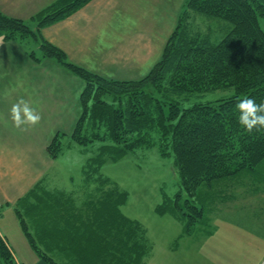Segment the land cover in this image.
Wrapping results in <instances>:
<instances>
[{
	"label": "trees",
	"instance_id": "obj_1",
	"mask_svg": "<svg viewBox=\"0 0 264 264\" xmlns=\"http://www.w3.org/2000/svg\"><path fill=\"white\" fill-rule=\"evenodd\" d=\"M91 1L57 0L32 18L37 23L35 29L24 20L0 11V39L20 43L29 37L37 40L41 29L66 19ZM194 14L227 23L228 33L213 42L210 34L194 28ZM262 21L264 0H186L161 59L138 81L93 74L70 63L61 50L40 40L44 57L55 59L85 85L81 95L82 115L71 139L81 146L102 143L97 156L89 159L84 168L83 178L86 190L89 185L98 186V190L104 188V194L76 204L61 192L44 193L42 181L18 203L17 212L22 217L23 203L29 204L40 196L35 200L38 208L30 207L24 212L32 227L38 219L47 224L45 228L42 224L46 237L36 235V242L26 223L21 224L44 261L146 264L149 249L140 241L142 230L121 212L128 195L118 192L110 179L100 175V168L105 161H117L150 146L152 134L157 133L161 143L173 152L180 180L179 191L171 198L166 197L156 212L170 214L182 223L181 237L191 234L204 220L206 199L211 197L198 192L202 186L209 187L243 173L254 174L261 168L264 128L245 130L238 123L235 105L249 97L256 103L264 102ZM30 57L36 59L33 53ZM217 91L222 94L216 100L196 101ZM188 102L192 103L186 106ZM61 149L57 135L47 151L56 159ZM54 229L58 230L56 234L48 233ZM54 251L61 254L49 253ZM0 264H18L1 239Z\"/></svg>",
	"mask_w": 264,
	"mask_h": 264
},
{
	"label": "rangeland",
	"instance_id": "obj_2",
	"mask_svg": "<svg viewBox=\"0 0 264 264\" xmlns=\"http://www.w3.org/2000/svg\"><path fill=\"white\" fill-rule=\"evenodd\" d=\"M185 2L186 0H168L170 6L164 8L154 4L152 16L147 17L151 22L136 26L137 31L89 32L90 46L84 64L73 62L59 47L48 43L61 50L70 63L93 74L118 80L138 81L161 59ZM74 14L41 29L37 40L29 37L22 42L26 45L25 49L34 54L35 60L30 58L31 60L25 59L19 63L18 60L11 62L13 59H8L4 62L0 53V123L5 133L23 140L25 146L32 149L35 146V149L39 150V146L45 145L51 139L45 155H41L40 159H30L31 149L30 152L26 151V160H17V164L11 163L12 160L7 158L9 166L14 165V169L8 171L9 185L14 179L15 171L23 167L25 173L22 178L25 183L28 182V176L41 172L46 188L53 192L61 190L63 195L72 196L74 202L77 200L76 203L81 204L104 194V188L98 190L96 185L88 186L92 192L86 190L83 178L84 168L89 159L97 156L102 143L81 146L71 139L82 115L81 95L85 85L55 59L51 60L56 65L50 63L40 51V47H37L40 40L47 41L43 37L44 29L63 22ZM35 15L25 21L33 29L37 27V23L32 19ZM192 23L196 30L210 34L215 43L229 30L227 23L197 14L193 15ZM1 41L2 39L0 43ZM11 52L16 55V52ZM66 72L71 75L67 76L68 79L64 78ZM69 80H72V83ZM221 94L220 91L211 92L196 98V101L216 100ZM20 99L37 110L41 118L36 125H14L11 108ZM190 103L192 102H188L186 106ZM156 134H152L150 146L139 148L117 161H105L100 168V175L110 179L118 192H126L128 195L121 212L130 220L136 221L142 230L143 237L140 241L145 249H149L144 263L264 264V164L254 174L243 173L213 183L209 187L202 186L198 192L211 197L210 200L206 199L204 220L192 229L191 234L181 237L182 223L170 214L160 215L156 212V208L164 203L165 198L173 197L180 187L173 152L167 144L161 143L162 138ZM57 135L62 149L57 158L52 159L47 150ZM39 142V146H36ZM10 146L8 144V148ZM34 152L37 153L36 150ZM20 208L21 206L19 210ZM17 211L18 209L5 208L0 215V229L4 232L3 235L7 236V240L1 236L0 239L7 246L9 243L18 262L43 264L41 252L31 245L29 236L21 224L22 221L26 223L32 233L29 217L27 218L24 211L21 212V217ZM31 236L37 242L36 236ZM36 246L39 247V243H36Z\"/></svg>",
	"mask_w": 264,
	"mask_h": 264
},
{
	"label": "crops",
	"instance_id": "obj_3",
	"mask_svg": "<svg viewBox=\"0 0 264 264\" xmlns=\"http://www.w3.org/2000/svg\"><path fill=\"white\" fill-rule=\"evenodd\" d=\"M53 1L55 0H0V11L9 17L22 19L27 22L33 15L38 13L40 10L45 8V6L49 5ZM154 4L155 6L157 5V7L160 8L170 6L168 0H93L69 19L60 22L52 27L44 29L42 32L43 37L47 40V42L55 45L56 47H59L62 51H64L68 55V57L73 60V62L83 63L84 59L88 56L87 51L90 46V44L88 43L89 32L137 31L136 26L151 22V19L149 20L147 17L152 16ZM137 16H139L138 20L136 19ZM132 17L134 19H132ZM1 42L2 43H0V53L1 56H3L4 62H6L8 59H13L11 62L19 61V63L24 62L25 59L31 60V52H28L25 49V44L20 43L18 41L7 42L2 40ZM37 47L39 48L38 45ZM11 51L16 52V55L14 56ZM47 60L50 63L56 65L53 60ZM17 74L24 75L23 73ZM64 75L65 79H68L67 76H71L67 72L64 73ZM23 80L24 79H22V81ZM69 81L72 83V80ZM0 134L1 215L5 208H12L13 210L18 209V203L22 199H24V197H26L28 193H30V191H32V189H34L38 185V183L44 180V176H42L41 172H38L34 176H28V182L25 183V180H23L22 178V175L25 173V170L22 167L21 170L15 171L14 179L11 181V185H9L7 175L9 170L14 169V165L12 164V166H9L10 163L7 161V158H10L12 160L11 163L17 164V160H26V151H29V149H31L32 154L31 156H29L30 159H40L41 155H45L47 144L50 142L51 139L48 141V143H45V145L42 144L41 146H39L40 142L38 143V145L36 143V146H39V151L35 149V146L34 149L26 147L23 140L11 137L9 133H5L2 127V123H0ZM8 144L12 147L10 146L8 148ZM8 149L10 151H8ZM34 150H36L37 153H35ZM42 190L44 193L45 191L51 192V190L46 188L45 186ZM58 192H61V190ZM39 197V195L35 196L29 204L23 203V210L27 211L30 207L38 208L37 204L35 203V200H38ZM68 198L70 202L72 201V203L73 201H75L72 196H68ZM42 224L45 228L46 223H41L40 219H38L37 223L32 227V233L35 236L37 235L38 237H46L45 235H43L44 231H42ZM51 224L54 225V222H52ZM51 226L52 225L48 226L49 230ZM57 232L58 230L48 231L49 234H56ZM3 234L4 232L0 229V236L7 240V236ZM45 234H47V232H45ZM8 246L14 255L12 247L9 245V243ZM43 250L48 251L46 250V248H43ZM49 253L55 256L61 254V252L58 251ZM41 261L44 262L43 264H49L43 261V259H41ZM17 263L23 264L18 261Z\"/></svg>",
	"mask_w": 264,
	"mask_h": 264
},
{
	"label": "clouds",
	"instance_id": "obj_4",
	"mask_svg": "<svg viewBox=\"0 0 264 264\" xmlns=\"http://www.w3.org/2000/svg\"><path fill=\"white\" fill-rule=\"evenodd\" d=\"M238 123L247 131L264 128V102L256 103L252 98L241 99L235 105ZM11 117L16 127L36 125L40 120L37 110L20 99L12 105Z\"/></svg>",
	"mask_w": 264,
	"mask_h": 264
}]
</instances>
